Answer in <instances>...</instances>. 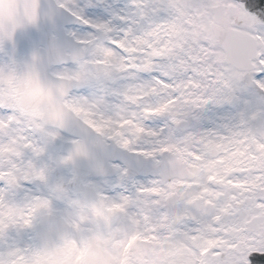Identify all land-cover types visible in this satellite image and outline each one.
Returning <instances> with one entry per match:
<instances>
[{"label": "snow or ice", "instance_id": "6c2138e0", "mask_svg": "<svg viewBox=\"0 0 264 264\" xmlns=\"http://www.w3.org/2000/svg\"><path fill=\"white\" fill-rule=\"evenodd\" d=\"M0 264H264V2L0 0Z\"/></svg>", "mask_w": 264, "mask_h": 264}, {"label": "water", "instance_id": "95a60500", "mask_svg": "<svg viewBox=\"0 0 264 264\" xmlns=\"http://www.w3.org/2000/svg\"><path fill=\"white\" fill-rule=\"evenodd\" d=\"M263 1V0H262Z\"/></svg>", "mask_w": 264, "mask_h": 264}]
</instances>
